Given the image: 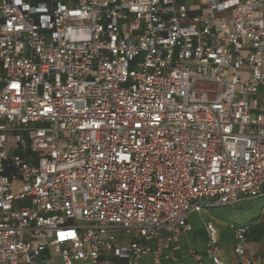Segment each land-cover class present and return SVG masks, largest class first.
<instances>
[{"label":"built area","instance_id":"built-area-1","mask_svg":"<svg viewBox=\"0 0 264 264\" xmlns=\"http://www.w3.org/2000/svg\"><path fill=\"white\" fill-rule=\"evenodd\" d=\"M193 1L0 0V264H229L181 239L264 198V0Z\"/></svg>","mask_w":264,"mask_h":264},{"label":"trees","instance_id":"trees-1","mask_svg":"<svg viewBox=\"0 0 264 264\" xmlns=\"http://www.w3.org/2000/svg\"><path fill=\"white\" fill-rule=\"evenodd\" d=\"M231 206L218 207L214 209H207L205 212L201 214L202 218H206V222L215 223L217 219L220 218V222L218 224L221 236V244L223 247H227L229 243V239L234 238V228L239 225L238 223H231L229 226L224 227L225 223H229V218L232 214ZM236 208V207H235ZM251 227V233L249 236L250 241L259 242L264 238V218H257L255 220L247 221ZM192 237L189 238L190 243L188 244L186 240H183L184 248L193 247L204 254V246L206 240V234L204 227L201 229L193 228ZM203 249V251H202ZM112 264H126L124 261L112 260Z\"/></svg>","mask_w":264,"mask_h":264},{"label":"rangeland","instance_id":"rangeland-1","mask_svg":"<svg viewBox=\"0 0 264 264\" xmlns=\"http://www.w3.org/2000/svg\"><path fill=\"white\" fill-rule=\"evenodd\" d=\"M236 207V208H235ZM232 208V214L231 217L229 218V223H225L224 227L229 226L231 223H238L239 225H246L247 221L250 220H255L257 218H263V213H264V198L262 199H254V200H249L243 204L237 205V206H231ZM205 212V211H204ZM207 220L206 218H202L201 214H195L192 215L190 218V222L193 226V228L201 229L203 228L205 222ZM219 219L215 222L216 226L218 227L219 224ZM219 229V227H218ZM190 234L183 235L182 241L186 240L187 243H190L189 238L192 237ZM252 242V241H251ZM253 247H256L258 249H263L264 248V238L260 240L259 242H252ZM234 246V238L229 239V243L227 247H223L222 251L219 252V255L229 264H236L235 260L232 257V248ZM203 251V249H202ZM104 257L102 258L103 264H106L104 262ZM79 264V263H76ZM142 264H156L154 255L150 254Z\"/></svg>","mask_w":264,"mask_h":264},{"label":"snow or ice","instance_id":"snow-or-ice-1","mask_svg":"<svg viewBox=\"0 0 264 264\" xmlns=\"http://www.w3.org/2000/svg\"><path fill=\"white\" fill-rule=\"evenodd\" d=\"M15 2H16L17 4H19V3L21 2V0H15ZM13 87H15V85H13Z\"/></svg>","mask_w":264,"mask_h":264},{"label":"crops","instance_id":"crops-1","mask_svg":"<svg viewBox=\"0 0 264 264\" xmlns=\"http://www.w3.org/2000/svg\"><path fill=\"white\" fill-rule=\"evenodd\" d=\"M192 4H194V1L192 0V2H191Z\"/></svg>","mask_w":264,"mask_h":264}]
</instances>
